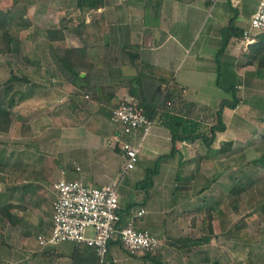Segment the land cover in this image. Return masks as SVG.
Returning <instances> with one entry per match:
<instances>
[{"label":"crops","instance_id":"0c3cea01","mask_svg":"<svg viewBox=\"0 0 264 264\" xmlns=\"http://www.w3.org/2000/svg\"><path fill=\"white\" fill-rule=\"evenodd\" d=\"M41 1L37 2L43 7L42 42L47 49L33 50L34 57L27 55L32 63L20 66L27 71L24 92L17 86L13 90L16 105L12 108V126L7 136L0 134V147L8 151V155L0 160L9 163L13 173L12 179L0 175V196L3 198L0 202V220H3L0 222V264H91L94 260L92 252L77 243L41 246L38 236L47 234L52 228L56 181L78 179L90 186H103L119 179L124 166L123 153L117 145L119 131L110 121L113 104L98 102L81 90V79L75 78L74 84L55 75L45 29L63 24L64 40L56 44L71 48L112 42L134 44L141 50L143 61L176 73V81L185 88L184 97L196 104L198 112L195 110V113L201 120L208 112L206 107L213 106L208 100L218 99L223 90L217 85L218 65L232 67L224 75L230 81L235 73L242 78L243 69H249V66L243 68L239 64L236 39L218 57V64L216 53L222 44L220 29L227 25L231 16L228 0H105L104 6L97 9L79 7L84 0ZM259 1L231 0L240 12L237 20L240 26L244 25L245 17L254 14ZM53 2L62 7L56 11L50 9L49 4ZM246 11L248 15L245 16ZM208 13L212 14L211 21L206 23L207 30L204 31ZM31 39L35 40L33 34ZM252 67L248 71H254L255 66ZM85 74L82 71L80 75ZM241 87L239 85V96ZM125 96L126 89L118 88L115 98L119 100ZM223 99H218V103ZM239 105L235 109L228 106L224 109L227 128L218 133L211 147L200 141H185L175 155L163 158L150 196L142 205L146 208L142 217L132 219L127 211L124 213L127 221L133 220L136 227L149 229L160 238L161 245L157 249L160 259L166 248L173 250L181 261L179 264H186V256L198 248L204 254L201 264H208L213 236L209 243L194 245L189 252L183 248V257L177 253L175 242L180 238L198 240L205 236L209 211L213 213L214 235L217 234V239L223 237L216 232V222H221L223 190L214 191L211 186L220 185L225 175L226 156L237 154L236 141L223 137L229 129L226 116L234 115ZM229 140L233 142L232 149L221 152V146ZM199 145H203L202 151L196 148ZM170 152L169 129L159 120L153 121L143 141L137 166L119 179L118 186L127 184L126 189L119 191L122 209L143 199L135 184L144 178L158 156ZM197 158L204 171L201 176L195 172V168L199 169L194 164ZM212 172L216 174L213 176ZM200 178L204 185L199 188ZM2 207L9 208L3 213ZM110 250L117 259L125 249L114 243Z\"/></svg>","mask_w":264,"mask_h":264},{"label":"trees","instance_id":"16d2710c","mask_svg":"<svg viewBox=\"0 0 264 264\" xmlns=\"http://www.w3.org/2000/svg\"><path fill=\"white\" fill-rule=\"evenodd\" d=\"M228 2L231 16L227 25L220 29L222 44L216 53L217 60L228 49L233 39H236L238 42H245L244 32L249 25L248 23L246 27L244 25L240 26L237 23L240 12L233 6L231 0H228ZM18 3L21 5L20 8L15 7L9 12H2L0 10V56H10L21 67H24L32 63V60L22 50L16 49V47L21 42V30L32 26L33 20L31 18H24L28 14L27 1L22 0ZM104 4L105 0H84V3L78 5L79 7L85 6L89 9H97L103 7ZM15 27L16 29H14ZM64 28V25L61 24L59 27L45 29L46 37L50 42L49 57L53 61L54 69L58 75L74 84H76L75 78L81 79V90L88 93L98 102L106 101L109 105L110 103L113 104L114 109L124 103L128 97H132L137 102V106L144 109L145 114L150 120H159L169 129L171 134V152L158 156L152 166L146 170L144 178L137 181L135 188L142 192L143 199L139 203L134 202V204L129 205L126 209L121 208L119 210V214L121 215L119 225L127 224L128 221L124 215L126 211L129 215L133 216L135 207L138 205L142 207L149 198L150 189L154 185V179L159 173L160 163L163 158L175 155L179 146L185 141H200L208 147H211L215 143L218 133L224 132L227 128L223 119L224 109L227 106L235 109L242 101V97L238 95L239 85L244 86L249 84V86H254V84H259L258 86L261 85L263 87L262 111L264 114V36L260 37L258 35L257 39L248 43L247 49L241 53L245 58V61L241 60L243 63L241 66H255V70L247 71L242 80L237 83H230L231 81L222 82V64L218 65L217 85L225 90L232 91L233 98L220 100L214 108L206 107L208 112L210 111L212 121L210 126L206 124V118L204 120L197 118L195 110L198 107L184 97L185 88L176 81V73L143 61L141 50L137 46L128 42H112L100 46L76 48L57 45L56 43L64 40ZM255 36L253 35V38ZM219 63L220 60H218ZM82 71L86 72L83 77L80 75ZM25 81L26 78L24 76L12 73L5 82L0 84V134L2 136H7L13 122L12 108L16 105L15 94L12 93L13 86L17 82ZM118 88H125L127 96L117 100L115 96ZM262 121L264 122V115ZM119 137L121 139L128 138L120 131ZM117 145L121 148L120 142ZM232 145L233 142L229 140L221 146L220 151H230ZM252 162L264 167V150ZM244 190V187L236 184L232 188L231 193H242ZM8 208L2 207L1 211L4 213V209ZM206 219L205 231L207 233L205 236L198 238V240L188 237L180 238L175 243L188 246L189 249L194 245L209 243L211 237L214 235L213 213L211 211L207 213ZM77 245L92 252L94 260L91 264L99 263V256L94 246L86 243H77ZM134 256L148 258L157 263L161 262L157 249L146 251L143 254H135ZM258 264H264V262Z\"/></svg>","mask_w":264,"mask_h":264},{"label":"rangeland","instance_id":"374dc122","mask_svg":"<svg viewBox=\"0 0 264 264\" xmlns=\"http://www.w3.org/2000/svg\"><path fill=\"white\" fill-rule=\"evenodd\" d=\"M19 1L22 0H0V10L2 12H9L15 7L20 8L21 5H19ZM26 1L28 3V14L24 18L34 19V22L28 29L21 30L20 45H17L18 48L16 46L15 47L19 51L22 50L26 56H33L35 50L47 49L46 44L42 42V33H44V31L41 10L43 7H41V3L37 2L41 0ZM49 6L50 9L55 8L56 11L58 7H62V4L53 2L52 4H49ZM212 11L213 10L210 12L214 13ZM214 11H217V9ZM211 13H208L207 20L203 25V28L205 27L204 31L207 30L205 26L206 23L211 21ZM244 15H248V12L246 11ZM248 19L250 18L245 17L243 19V23L246 27L249 22ZM51 24L53 23L50 22V25ZM14 29H16V27ZM205 33L206 32H204V34ZM32 34L34 35L35 40L31 39ZM258 35L260 37L264 36V31L257 33L255 39H257ZM241 43L242 47H240ZM236 47H239L238 49H235L240 51V61H245V58L241 53L247 49V44L243 41H239V45L236 43ZM239 64L243 65L242 61L241 63L239 62ZM242 67L244 68L246 66ZM231 68L222 67V82L230 81L227 80V77L224 75L225 72ZM248 68L249 69H243V77L248 70H251V68L254 67L249 66ZM54 71L56 72L55 69ZM12 73H16L20 76H26L27 71L24 68H21L20 65L10 56L1 55L0 84L5 82ZM55 75H58L57 72ZM238 79L242 80V78L235 73V76L230 83H237ZM258 85L259 84H254V86H249L248 84L242 86L239 94L242 97L243 104L239 105L238 111L234 115L228 114L226 116V122L229 129L223 138L225 140L230 138L235 140L237 146L236 150L238 151L235 156H233V154H231L230 157L228 156L229 154L226 156L225 175L222 177L220 185L217 186V184H214L211 186L214 191L217 189L220 191L223 190L224 203H222V212L220 214L221 222H216V232L219 234L221 233L223 237L221 239H217V234H215L216 236L213 235V240L209 245L210 252H208V255L210 257V262L208 264H222L226 262L229 264H258L260 262H264V167L258 166L252 162V160L258 158L264 150V122L262 121L264 115L262 111L263 87ZM16 86L21 88L19 91L24 92V82L15 83L13 90ZM222 98L232 99L233 92L230 90H221L218 99ZM218 99L208 100L210 104L213 105L210 106L214 107V104L218 103ZM250 103H253L254 105L251 106L249 105ZM196 112H198L197 109ZM205 118L207 119L206 124L211 126L212 121L210 118V111L206 112ZM196 148L202 151L204 147L203 145H199L196 146ZM0 149H2V151H0V159H4L6 155H8V151L5 152L2 146ZM121 161L125 162L124 159ZM2 162L3 161L0 160V175L4 178L12 179V166H10L9 163ZM199 162L198 158L195 159V166H199V169H197L198 167L195 168V172L201 176L204 175V171L201 165H198ZM183 173L185 172L183 171ZM215 174V172L211 173L213 176ZM203 183V179L200 178L197 182L198 187L200 188L204 185ZM236 184L241 185L245 188V190L242 193H231L232 188L235 187ZM120 186H118V191H120V188H127V184L125 182L121 187ZM0 202H3V198H1V196ZM148 216L146 215L147 218ZM2 221L3 220H0V222ZM183 248L187 250L186 252H189L188 246L186 247L185 245L179 243L177 246V253H180L181 256L184 253ZM169 250L170 249L166 248L163 249L161 263L159 264L181 263V261H178V257L173 254V250ZM203 257V252L198 251L197 248V251L191 253L189 256H186L185 262L186 264H201ZM116 263L156 264L147 258L131 255L126 250H122V253L117 256Z\"/></svg>","mask_w":264,"mask_h":264},{"label":"built area","instance_id":"2783aa9c","mask_svg":"<svg viewBox=\"0 0 264 264\" xmlns=\"http://www.w3.org/2000/svg\"><path fill=\"white\" fill-rule=\"evenodd\" d=\"M264 31V0H260L256 11L250 17L245 29V42L255 41L253 35ZM111 123L128 138L121 139L124 166L120 177L130 173L139 161L142 144L150 132L153 121L132 97L113 109ZM119 179L103 186H90L78 179H60L54 183L57 193L53 204L52 228L47 234H39L41 246L57 245L62 242L86 243L94 246L99 256L98 264H115L117 259L111 253L116 242L129 254H143L158 249L160 238L149 229L138 228L133 220L119 225L120 193ZM145 207L133 212L132 219L142 217Z\"/></svg>","mask_w":264,"mask_h":264}]
</instances>
